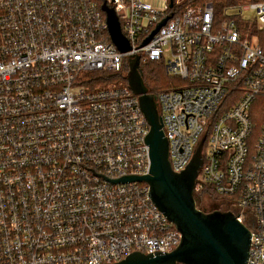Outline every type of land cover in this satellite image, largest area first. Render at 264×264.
<instances>
[{
    "label": "built area",
    "instance_id": "1",
    "mask_svg": "<svg viewBox=\"0 0 264 264\" xmlns=\"http://www.w3.org/2000/svg\"><path fill=\"white\" fill-rule=\"evenodd\" d=\"M104 3L129 52L112 42ZM103 4L0 0V264H117L179 246L147 184L114 183L151 168L150 126L127 82L137 56L139 70L162 64L181 82L148 90L172 169L184 171L206 136L195 190L229 203L251 232L247 264H264V114L258 134L252 118L264 110V52L249 31L264 29V1L229 6L224 19L209 3ZM123 70L127 83L101 88L85 75Z\"/></svg>",
    "mask_w": 264,
    "mask_h": 264
},
{
    "label": "water",
    "instance_id": "2",
    "mask_svg": "<svg viewBox=\"0 0 264 264\" xmlns=\"http://www.w3.org/2000/svg\"><path fill=\"white\" fill-rule=\"evenodd\" d=\"M170 9L174 0H170ZM112 42L122 53L131 46L123 35L114 8L107 3L102 6ZM165 19L146 39L152 37L165 25ZM127 82L139 98L141 110L150 126L146 143L150 147L151 168L144 176H127L114 183L138 182L150 188V196L156 206L181 233V242L165 255L133 253L117 264H247L251 244L249 228L237 220L232 211L215 210L206 213L199 209L195 200V188L203 166L204 136L187 168L176 173L169 161V143L163 132L155 97L148 93L139 70V57L129 61Z\"/></svg>",
    "mask_w": 264,
    "mask_h": 264
},
{
    "label": "trees",
    "instance_id": "3",
    "mask_svg": "<svg viewBox=\"0 0 264 264\" xmlns=\"http://www.w3.org/2000/svg\"><path fill=\"white\" fill-rule=\"evenodd\" d=\"M96 2H98L100 5L103 4V0H95ZM264 0H174V7L172 9V12H182L184 8L188 7V6H199V7H203L206 4H212L215 10V15L217 17V19H224L226 18V9L229 6L232 5H237V4H242L244 2H262ZM251 29V30H250ZM249 31H251L252 34L258 35V39L260 41V43H262V49L264 52V29L259 31L256 28H250ZM244 30V34L245 33H249L248 32V27L243 28ZM260 45V46H261ZM125 72L126 70H123V72L119 75H117L116 77H122L123 83H127L126 82V76H125ZM140 72L141 75L143 77L144 83L147 87V89L149 90V92H153L154 91V87L157 88H162V82L163 79H166V73H165V68L162 64H158V63H149L145 66H142L140 68ZM92 73H98V72H92ZM102 73V72H99ZM92 77V76H91ZM101 78H98L97 80H100ZM106 79V77H105ZM95 85H98L95 84ZM171 87V86H170ZM164 88V87H163ZM264 114V110L259 108V105H254V108L252 109V118L255 121L256 125V134L259 133V128L262 122V116ZM209 193L212 194L213 197L215 198H219V199H223L221 197H219L217 194L214 193V191L212 190V188H208ZM195 200L197 203V197L195 196ZM197 207L199 208L198 204ZM229 208V207H228ZM201 209V208H199ZM202 210V209H201ZM229 209H226L225 211H229ZM204 211V210H202ZM205 212V211H204Z\"/></svg>",
    "mask_w": 264,
    "mask_h": 264
},
{
    "label": "rangeland",
    "instance_id": "4",
    "mask_svg": "<svg viewBox=\"0 0 264 264\" xmlns=\"http://www.w3.org/2000/svg\"><path fill=\"white\" fill-rule=\"evenodd\" d=\"M183 1V0H181ZM251 16H253V14H249ZM258 37V35H255ZM254 42H256V39L253 40ZM259 45H261L262 43H260L259 39H258ZM262 47V45H261ZM166 73V72H165ZM86 76H93L94 78H101L103 80H99L98 85L96 86L97 88H101V87H105L110 83H118L119 79L118 77H116V74H112V73H87L85 74ZM167 76V75H166ZM105 77L107 79H105ZM181 82L176 79V78H172L170 76H167L166 79H163L162 88H157L154 87V90H158V89H165V88H169L170 86H174V85H179ZM164 87V88H163ZM208 188H204L200 191L195 190V196L197 197V203L199 208H201L202 210H204L206 213L215 211V210H220V211H225L226 209H231L229 203L225 200V199H219V198H215L212 196V194L209 193ZM229 207V208H228Z\"/></svg>",
    "mask_w": 264,
    "mask_h": 264
}]
</instances>
